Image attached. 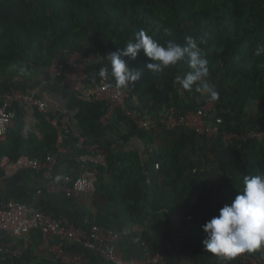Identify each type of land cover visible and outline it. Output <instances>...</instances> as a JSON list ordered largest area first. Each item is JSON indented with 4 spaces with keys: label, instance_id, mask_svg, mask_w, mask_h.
Masks as SVG:
<instances>
[{
    "label": "trees",
    "instance_id": "trees-1",
    "mask_svg": "<svg viewBox=\"0 0 264 264\" xmlns=\"http://www.w3.org/2000/svg\"><path fill=\"white\" fill-rule=\"evenodd\" d=\"M196 1L200 4L198 10L194 8ZM25 3L1 0L4 8ZM32 4L36 11L30 18L20 20L0 35V80L11 68L26 69L34 77L64 50L91 51L95 57L87 67V85L95 86L100 79L98 69L107 65L101 59L110 52L122 51L140 29L162 44L170 39L183 43L185 36L205 40L199 46L209 61L207 79L219 93L212 115L222 120V131L244 139H233L224 147L220 136L207 139L184 128L165 131L172 139L171 152L154 156L149 163L152 172L159 165L157 172L164 185L151 189L146 183L152 180L140 171L134 180L137 195L129 212L132 217H138L141 211L179 213L187 196L193 195L200 223L187 224L184 236L175 239L174 249L162 253L165 261L179 264L182 254L188 253L192 264H221L224 259L235 264L234 258L205 252L202 226L242 190L244 175L264 174V143L247 137L249 132H264V53L255 54L257 45H264V0H35ZM148 62L142 54L136 61H129L139 68ZM186 70L183 63L155 75L144 69L141 79L127 90L137 98L138 113L155 120L169 109L186 114L204 107L206 96L183 91L174 83L175 77ZM109 80L115 84L110 75ZM34 118L37 133L26 130L25 116L17 112L14 127L0 141V159H44L56 153L55 128L38 112ZM113 126L122 141L130 136L151 138L119 111ZM196 149L208 157V162L190 155ZM69 162L71 168L75 166L70 159ZM57 170L58 167L56 173ZM145 170L149 171L148 167ZM101 172L96 170L97 177ZM54 197L63 203L71 201L61 195ZM28 199L26 193L19 192L1 197L3 201L24 204L32 201ZM40 205L53 218L63 217L45 204ZM257 254L262 256L259 251Z\"/></svg>",
    "mask_w": 264,
    "mask_h": 264
},
{
    "label": "crops",
    "instance_id": "crops-1",
    "mask_svg": "<svg viewBox=\"0 0 264 264\" xmlns=\"http://www.w3.org/2000/svg\"><path fill=\"white\" fill-rule=\"evenodd\" d=\"M35 11L36 7L32 3L4 8L0 0V35L7 28L14 27L20 20L30 18ZM87 54L95 57L94 52L90 51ZM20 70L11 68L6 72L0 80V91L4 93L15 85L25 93L38 91V96L47 98L49 109L59 122L64 136L63 149L65 151L73 149L76 145L73 134L81 131L83 134L80 133L89 143L99 145L107 157L108 167L96 169H101L102 172L97 177L96 194L92 200L81 196L63 203L62 199L54 197L58 195H50L46 192V184L38 175L28 172L20 173L0 185V199L12 193H26L29 196L28 200L36 199L40 208V204H45V207L68 218L79 228H87L90 225L109 228L118 234L119 239L115 247L126 259L141 258L142 244H146L151 251L161 253L172 251L175 247V239L184 236L187 224L197 226L200 223L195 196H187L179 213L141 211L138 217H132L129 212V207L137 195L134 180L140 171L143 172V176L152 180V183H146L151 189L155 190L164 185L157 170L152 172L149 163L152 157L165 156L171 152V137L154 124L153 117L145 116L144 118H149L150 121V128L146 133L151 138L130 136L127 141H122V135H118L114 126L112 127L114 117L108 127H102L103 104L80 101L56 83L42 86L46 80L43 70H39L34 77L26 71L27 75L16 84L13 80ZM58 101L61 103L58 104ZM213 111L214 109L210 111L211 114ZM190 155H194V159H207L208 162V157L198 153L197 149ZM59 158L56 175L60 174L64 177L70 174L69 157L66 152H60ZM146 167L149 171L145 170ZM38 191L42 192L40 196L36 195ZM68 248L70 255L77 252L71 244ZM1 249H15L20 254L10 257ZM259 252L262 256H258L257 252L252 254L264 262V248ZM67 263L68 260L58 256L56 241L50 236L31 233L27 241L8 238L0 240V264ZM92 264L107 263L94 259ZM179 264H192L190 254L183 253Z\"/></svg>",
    "mask_w": 264,
    "mask_h": 264
},
{
    "label": "built area",
    "instance_id": "built-area-1",
    "mask_svg": "<svg viewBox=\"0 0 264 264\" xmlns=\"http://www.w3.org/2000/svg\"><path fill=\"white\" fill-rule=\"evenodd\" d=\"M34 1L25 0L26 3ZM93 59L94 57L90 54L78 51L59 52L51 61L50 66L44 70L46 80L42 86L56 83L80 101L103 104L104 114L101 125L104 128L111 124L115 113L119 111L138 130H148L150 128L149 118L145 119V116L138 113L136 96L127 90L118 89L114 83L110 82L109 77L100 78L95 86L87 85L89 81L87 67ZM26 75V70H20L13 80L14 83H20ZM60 103L58 101V104ZM18 111L25 116L26 130H34L36 133L35 113L38 112L45 116L46 121L55 128L57 133L56 153H49L44 159L21 156L13 161L6 156L2 157L0 159L2 173L0 185L20 173L28 172L42 179L46 184V192L50 195H61L70 200L83 196L92 200L96 194V169H107L108 167L107 157L99 145L89 143L80 132L76 131L73 134L76 140L75 147L65 151L61 127L49 109L47 98L38 96V91L25 93L17 85L4 93L0 91V141L4 140L8 131L14 127ZM154 121V124L167 132L184 128L207 139L220 136L224 147H228L233 139H244L222 131V120L214 118L205 107L186 114H179L175 109H169L162 117ZM261 134L263 133H253L250 138L260 139ZM77 150L80 153H76ZM60 152H66L75 166L70 169V174L64 176L66 179L56 182L54 177L59 165ZM155 169L158 170L159 165H155ZM41 194V191L36 193L37 196ZM31 233L54 238L58 256L68 260L67 264H92L94 259L107 264H168L161 252L151 251L146 244H142L141 258L126 259L115 247L119 239L116 232L98 225L79 228L65 217L53 218L40 208L36 199L28 204L0 199V240L8 238L27 241ZM69 244L77 251L73 255L69 253ZM1 251L10 257L20 254L15 249H1ZM234 259L236 264H264L259 257L246 253L239 254ZM221 264H228V262L224 259Z\"/></svg>",
    "mask_w": 264,
    "mask_h": 264
},
{
    "label": "clouds",
    "instance_id": "clouds-1",
    "mask_svg": "<svg viewBox=\"0 0 264 264\" xmlns=\"http://www.w3.org/2000/svg\"><path fill=\"white\" fill-rule=\"evenodd\" d=\"M204 42L203 38L197 40L185 36L183 43L170 39L162 44L145 29H140L122 51L110 52L101 59L107 61V65L99 68L96 75L102 79L110 75L118 89L130 90L141 79L144 69L155 75L183 63L187 70L177 75L174 83L183 91L201 94L214 102L219 93L216 85L207 79L209 61L199 46ZM262 53L264 45H257L255 54L260 56ZM141 54L150 61L143 68L129 63L136 61ZM62 179L66 178L60 174L54 177L56 182ZM242 183V190L237 192L231 203L225 204L218 215L202 226L206 234L203 248L213 256L232 259L239 254L255 253L264 248V174L244 175Z\"/></svg>",
    "mask_w": 264,
    "mask_h": 264
},
{
    "label": "rangeland",
    "instance_id": "rangeland-1",
    "mask_svg": "<svg viewBox=\"0 0 264 264\" xmlns=\"http://www.w3.org/2000/svg\"><path fill=\"white\" fill-rule=\"evenodd\" d=\"M199 6H200L199 2L196 1L195 4H194V8H195L196 10H198V9H199ZM214 106H215V101L213 102V101H210V100L208 99V100H207V103H206V105H205L204 107H205V109H206L207 111H211V110L214 109ZM261 133H263V134H261V138H260V139H257L258 143H264V132H261ZM252 134H253V132H249V133L247 134V137L250 138V136H251Z\"/></svg>",
    "mask_w": 264,
    "mask_h": 264
}]
</instances>
